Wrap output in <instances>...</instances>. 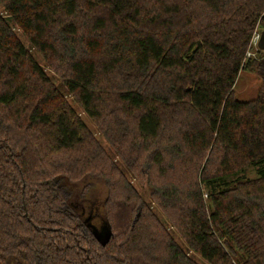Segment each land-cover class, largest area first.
<instances>
[{"label": "trees", "instance_id": "obj_1", "mask_svg": "<svg viewBox=\"0 0 264 264\" xmlns=\"http://www.w3.org/2000/svg\"><path fill=\"white\" fill-rule=\"evenodd\" d=\"M0 8V264H264V0Z\"/></svg>", "mask_w": 264, "mask_h": 264}, {"label": "rangeland", "instance_id": "obj_2", "mask_svg": "<svg viewBox=\"0 0 264 264\" xmlns=\"http://www.w3.org/2000/svg\"><path fill=\"white\" fill-rule=\"evenodd\" d=\"M1 12L2 11H1V8H0V13ZM2 15L5 16L4 13H2ZM258 32H261V31H258ZM19 39H20L21 43L23 44L24 49H26L30 53V55L36 60V62L40 66L44 67V70L46 71V73L48 75L52 76V73H50L49 69L44 66L42 58L38 55V53L35 52V50H33L31 45L29 44V42L22 35H19ZM257 42L258 41H256V45H257ZM256 50H257V47L253 45L252 46V50H251L252 57H254V55H255L254 52H256ZM52 80L59 87L61 92L66 96L67 100L70 102V104L76 110V113L79 115V117L82 119L84 124L88 127V129L94 134V136L100 142V144L103 146V148L107 152H110V147L108 146L107 142L103 139V137H101L99 135V132L95 128L94 123L92 122V120L83 112V110L80 108V106H78L77 104H75L73 102L71 96L69 95V93H67L66 89L62 86V84L55 77L52 78ZM258 86H259V80L257 79V77L255 75L249 74L247 72H241L239 74V78H238V80L236 82V85H235V88H234V96L238 100H240L242 102L250 101V100L255 98ZM244 177L245 178H254L255 177L254 170L247 171L246 174L244 175ZM133 185L136 188V190L142 195V197L145 199V201L147 203H149L152 211L157 215V217L162 222V224L165 226V228L171 233V236L176 240V242H178L180 244L181 240L179 239L176 231L174 230V228L171 227V225L165 219L163 214L152 203V201L149 198L148 193L146 192V190L143 189L141 187V185L139 183H137V181H133ZM89 215L90 216L88 217V219L90 221V219L94 216V213L90 212ZM87 224H90V222L87 223ZM195 258H196V261L199 264H207L204 261H202L199 257L195 256Z\"/></svg>", "mask_w": 264, "mask_h": 264}, {"label": "water", "instance_id": "obj_3", "mask_svg": "<svg viewBox=\"0 0 264 264\" xmlns=\"http://www.w3.org/2000/svg\"><path fill=\"white\" fill-rule=\"evenodd\" d=\"M257 47L259 49H262L264 47V33H262L259 37V41L257 43ZM98 241L101 243L102 246H105V244L108 242V239H105V235H99Z\"/></svg>", "mask_w": 264, "mask_h": 264}, {"label": "built area", "instance_id": "obj_4", "mask_svg": "<svg viewBox=\"0 0 264 264\" xmlns=\"http://www.w3.org/2000/svg\"><path fill=\"white\" fill-rule=\"evenodd\" d=\"M260 37V35L259 34H255L254 35V37H253V39H252V46L254 45V46H256L257 47V45H256V41H259V38ZM258 43V42H257ZM252 56V54H251V52H249L248 54H247V57H251Z\"/></svg>", "mask_w": 264, "mask_h": 264}]
</instances>
